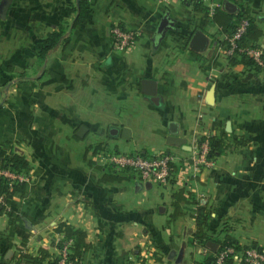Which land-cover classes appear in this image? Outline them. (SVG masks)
<instances>
[{
    "label": "crops",
    "instance_id": "crops-1",
    "mask_svg": "<svg viewBox=\"0 0 264 264\" xmlns=\"http://www.w3.org/2000/svg\"><path fill=\"white\" fill-rule=\"evenodd\" d=\"M5 1L0 0V142L24 153L30 166L16 172L28 179L25 192L16 193L0 213L1 252L17 254L14 238H27L30 252L47 245L54 257L60 245L73 242L55 230L67 221L92 242L85 264H202L217 250L192 240L198 204L211 212L207 230L213 238L229 233L237 239L233 264H249L244 250L252 243L264 252V67L239 58L230 63L222 46L226 33L183 0H89L85 20L46 58L49 91L43 107L40 89L27 91L29 82L22 78L9 82L8 68H38L42 39L72 21L68 7L75 0H10L2 17ZM231 1L238 10L249 5L264 31V0ZM204 2L228 11L225 0ZM166 13L171 25L161 35L157 28ZM118 22L136 33L126 50L113 48L111 27ZM197 29L209 37L201 51L190 47ZM258 43L264 50V32ZM165 73L175 84L163 94ZM144 77L156 81L159 103L142 90ZM40 117L49 119L50 135L64 139L49 135L50 142L37 148L39 134H46L35 125ZM170 121L177 122V134L190 149L167 143ZM81 124L89 127L84 138L77 134ZM113 126L119 129L115 134ZM222 132L233 137L230 148L208 157L203 141ZM102 144L170 153L174 172L162 182L144 179L133 168L109 169L95 156ZM181 188L187 200H180L176 212L175 192Z\"/></svg>",
    "mask_w": 264,
    "mask_h": 264
},
{
    "label": "trees",
    "instance_id": "trees-1",
    "mask_svg": "<svg viewBox=\"0 0 264 264\" xmlns=\"http://www.w3.org/2000/svg\"><path fill=\"white\" fill-rule=\"evenodd\" d=\"M89 0H75V4L68 7V10L74 14L71 22L65 21L60 23L56 28L47 32L46 36L42 39L39 48L37 49V57L39 62L45 63L46 58L50 51L58 45H66L69 40V33L74 29L77 24L85 20L87 14ZM189 4H192L195 9L204 12L206 21L208 18L217 22L223 32L226 33V38L222 40L223 49L226 51L230 63L242 61L245 65L254 68H263V65L259 63L255 57L246 51L247 48L259 46V38L263 34V28L260 26L256 18L250 13V6L242 4L237 12H228L221 6L211 8L205 4L204 0H185ZM243 19L248 20V24L244 32L234 39L235 46L231 52L229 49L233 46L231 38L237 32ZM190 38V37H189ZM263 50V49H262ZM264 60V50L261 55ZM42 63V64H43ZM165 81L161 84V93L166 94L170 91V86L174 85V79L169 73H165ZM228 132H222L219 135H210V149L208 152L209 157H213L223 152L224 148L228 146L232 139H228ZM237 143H242V138L233 139ZM6 144V143H5ZM4 143L0 142V167L8 168L11 171L20 172L27 169L30 166L28 157L21 152L8 149ZM230 146V145H229ZM172 174L174 172V164L171 161ZM112 178L121 179L120 175L113 174ZM26 181L11 180L10 177L0 174V213L6 208L7 204L12 201L16 193H23L26 190ZM177 199L176 212L180 210V200H187L184 194V189H179L175 192ZM211 212L207 209L206 205L198 204L194 213L196 217L197 228L192 233V240L198 244L207 246V242L211 239H215L219 243V249L224 248L227 245L237 246V239L226 233L224 238H213L207 230L209 225V218ZM57 232H63L67 237L73 238L71 243V257L74 259L82 260L85 252L91 248L92 242L88 239L87 232L67 221H61L56 227ZM1 236V233H0ZM27 238H14V244L18 250V253H14L11 257H7L5 252L0 251V264H23L24 262H31L34 264H44L45 260H48V264H56L58 257L52 256L47 245H41L36 253H32L27 247ZM62 245H60L61 247ZM256 246L258 249H262L261 246L256 243L245 246ZM234 255L230 254L226 257L224 264H233ZM216 255L215 252L208 254L202 261V264H215ZM145 264V263H143Z\"/></svg>",
    "mask_w": 264,
    "mask_h": 264
},
{
    "label": "built area",
    "instance_id": "built-area-1",
    "mask_svg": "<svg viewBox=\"0 0 264 264\" xmlns=\"http://www.w3.org/2000/svg\"><path fill=\"white\" fill-rule=\"evenodd\" d=\"M247 24L248 20L243 19L237 32L231 38L233 46L228 52L233 50V47L235 46L234 39L239 37L244 32ZM111 34L114 46L120 50L128 49L136 41L135 31L128 28L127 26L121 25L120 23L113 24ZM246 51L252 54L255 59L264 67V60L261 57L263 50L261 47L257 46L247 48ZM209 147L210 141L208 138L203 141L202 150L208 152ZM95 156L101 160L102 164L107 165V167H112L113 169L133 168L144 179L165 182L172 175L171 161H173V157L167 152L150 155L141 151H118L109 148L105 144H102L101 147L95 150ZM0 174H4L15 180L25 181V176L17 175L15 171H11L8 168L0 167ZM1 200L2 197H0V201ZM71 243V241H66L59 248V254L57 255L58 261L56 264H85L83 259L78 260L77 258L74 259L71 257ZM235 251V245H227L222 249L218 248L215 252V264H224L226 257L230 254L234 255ZM244 259L249 264H264V252L258 249L256 246H250L244 250Z\"/></svg>",
    "mask_w": 264,
    "mask_h": 264
},
{
    "label": "water",
    "instance_id": "water-1",
    "mask_svg": "<svg viewBox=\"0 0 264 264\" xmlns=\"http://www.w3.org/2000/svg\"><path fill=\"white\" fill-rule=\"evenodd\" d=\"M10 0H6L4 5L1 8V16L5 17L8 6H9ZM224 7L230 11V12H237L238 11V5L234 3L231 0H225L224 2ZM171 25V18L169 15L166 13L157 28V33L159 34H164L165 30L168 28V26ZM209 42V37L208 35L202 30V29H197L190 40V47L191 49L195 51H201L205 49L208 45ZM142 83V90L149 94L152 98L153 101L156 103H159V96L157 95V87H156V81L153 78L150 77H144L141 80ZM215 98V85L211 88L209 92V101L212 102ZM228 130L231 129L230 127V122H228ZM89 127L86 124H81L79 128L77 129V134L79 136H84L85 133L88 131ZM118 128L113 126L110 129V133L115 134L118 132ZM169 130L170 134L167 136L166 141L168 144H177V145H183L185 148L190 149V145L186 144V138L177 134L178 132V124L175 121H170L169 123ZM129 128L128 127H123V136L128 137L129 136ZM207 245L212 249V250H217L219 243L214 240H209L207 242ZM11 254V250H8L6 256L9 257Z\"/></svg>",
    "mask_w": 264,
    "mask_h": 264
},
{
    "label": "rangeland",
    "instance_id": "rangeland-1",
    "mask_svg": "<svg viewBox=\"0 0 264 264\" xmlns=\"http://www.w3.org/2000/svg\"><path fill=\"white\" fill-rule=\"evenodd\" d=\"M120 24L123 25V26H125V24H122V23H120ZM111 29H112V27H111ZM111 37H112V34H111ZM112 41H113V39H112ZM113 46H114V43H113ZM113 48H115V46ZM42 63L43 62H39L38 68H35V69H32V70H28V69H25V70H15V69H11V66H10V68H8V80L10 82L12 79L18 78L19 80H21V78H22V80H24L25 83L26 82H29V84L26 85V87H25L27 91H29V88L30 87H34V86L38 87L40 89L39 90L40 95H39V98L38 99L40 100L41 105L44 107V105H47V102H48L47 101V95H48V91H49V86H48L47 76H45L46 66H45V63H43V64ZM12 83L13 82H11V84ZM10 87L11 86L9 84V88ZM104 90L107 91V89H104ZM12 93L13 92H11V94ZM11 94L9 95L8 101L12 97ZM12 103H14V102H12ZM7 104H10V103H7ZM48 120L49 119H47V118L40 117L39 123L38 124L37 123L35 124L37 127H41V129H43V131H45V133H46V134H44V133H40L39 134L38 139H37L38 146H37V143H34L35 144V147L37 146V148H40L41 149V146L44 143H49L50 140H51V138L48 137L50 135L49 130H48L49 125L47 124ZM73 133H71L69 136L72 137V138H75ZM87 133H88V131L82 137L84 138L87 135ZM51 135H54V134H51ZM54 136L56 137V140L57 141H60V140H63L64 139V135H62V134H59V135L55 134ZM229 138L232 139L233 137H228V139H226V140H229ZM43 139H44V141H43ZM229 143H231V142H229ZM228 146H226V148H224V150L230 148ZM96 149H97V147L95 148V150ZM224 150H223V152H225ZM208 152H209V150H208ZM208 152L207 151L205 152L207 154V156H208ZM109 169H113V168L112 167H109ZM24 179H25V181L28 180L27 178H24ZM11 180H12V178H11ZM13 180H15V179H13Z\"/></svg>",
    "mask_w": 264,
    "mask_h": 264
}]
</instances>
